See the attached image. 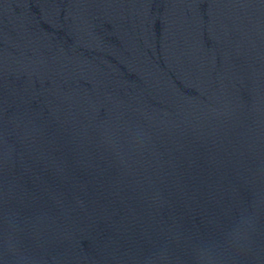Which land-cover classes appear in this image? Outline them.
<instances>
[{
	"label": "water",
	"instance_id": "95a60500",
	"mask_svg": "<svg viewBox=\"0 0 264 264\" xmlns=\"http://www.w3.org/2000/svg\"><path fill=\"white\" fill-rule=\"evenodd\" d=\"M0 264H264V0H0Z\"/></svg>",
	"mask_w": 264,
	"mask_h": 264
}]
</instances>
